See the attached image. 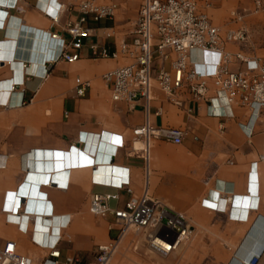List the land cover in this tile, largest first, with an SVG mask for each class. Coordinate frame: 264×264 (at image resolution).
I'll use <instances>...</instances> for the list:
<instances>
[{
	"label": "crops",
	"instance_id": "crops-1",
	"mask_svg": "<svg viewBox=\"0 0 264 264\" xmlns=\"http://www.w3.org/2000/svg\"><path fill=\"white\" fill-rule=\"evenodd\" d=\"M81 1L0 0V246L14 240L35 264L66 229L83 224L92 194L119 193L121 205L129 197L127 188L140 194L145 185L142 156L117 147L145 121L142 101H113L102 79L125 59H94L85 47L82 59L69 64L59 59L62 41L51 38L54 33L68 38L63 23L69 14L59 24L52 16ZM141 1L117 0L114 18L90 21L94 40L114 49L127 38ZM198 1L211 3L206 12L222 32L247 29L248 43H230L227 50L252 61L264 58V12L256 11L252 0ZM241 13L242 20L234 18ZM192 59L207 70L217 56L196 51ZM238 68L229 64L232 71ZM78 77L90 81L83 97L74 89ZM181 100L161 97L152 103L155 125L182 127L186 136L178 157L167 153L166 141H153L149 190L193 224L212 225L213 233L199 239L220 243L203 262L264 264V114L256 118L223 100L192 103L188 93ZM69 148L77 150L67 171L52 183L40 177L42 158L32 155ZM38 214L51 217L60 230H51L52 223Z\"/></svg>",
	"mask_w": 264,
	"mask_h": 264
},
{
	"label": "built area",
	"instance_id": "built-area-1",
	"mask_svg": "<svg viewBox=\"0 0 264 264\" xmlns=\"http://www.w3.org/2000/svg\"><path fill=\"white\" fill-rule=\"evenodd\" d=\"M252 1L256 11L264 12V0ZM210 5L209 1L201 4L198 0H142L127 38L114 49L94 40L96 30L89 22L114 18L117 0H82L76 5L62 6L52 16L54 23L59 24L63 15L69 14L63 23L68 38L59 33L52 34V38L61 40L64 45L59 59L74 64L82 59L85 47L94 59H125L124 65L104 72L102 79L113 101H142L146 112L145 121L133 129V138L127 144L123 141L117 145L118 148L130 147L142 156L144 188L140 194L127 188L129 197L121 205L118 204L119 193L92 194L89 213L110 221L111 237L97 245L94 255L85 264H110L120 242L132 227L150 230L149 237L154 235L168 244V254L192 233L186 217L153 198L149 190L152 142L161 139L180 145L186 136L182 127L158 126L151 121L152 103L157 100L156 85L170 101L178 104L182 102L181 96L188 93L192 103L223 100L229 105L247 108L256 118L264 114V58L252 61L242 52L227 50L230 43L247 44L249 33L244 27L222 32L206 12ZM244 15L241 13L234 18L242 20ZM111 36L112 33L106 35L107 38ZM196 51L203 55L215 54L217 60L210 69L201 70L203 63L192 59ZM232 62L239 64L237 71L229 69ZM89 88L90 81L76 78L77 96H85ZM246 127L249 129L248 125ZM137 142H142L143 147L137 148ZM122 187L120 184L119 188ZM60 241L61 237L49 247L48 254L39 264H83L79 254L62 260ZM256 261L252 260L251 264ZM0 264H34V261L18 250L17 242L7 240L0 246Z\"/></svg>",
	"mask_w": 264,
	"mask_h": 264
},
{
	"label": "rangeland",
	"instance_id": "rangeland-1",
	"mask_svg": "<svg viewBox=\"0 0 264 264\" xmlns=\"http://www.w3.org/2000/svg\"><path fill=\"white\" fill-rule=\"evenodd\" d=\"M103 85L107 88L104 81ZM154 94L157 98L167 97L166 93L157 85L154 88ZM167 143V153L174 157L180 156L182 144L176 145L171 142ZM153 161L154 157L152 155V163ZM150 194L153 198H157L154 196L153 190L150 191ZM159 201L162 200L160 199ZM186 219L191 226L192 233L190 237L182 241L178 248L167 256L157 254L150 248V230H140L132 227L120 242L117 252L110 264H212V262H203L204 256L208 253V250L215 247V244L218 247L220 242L199 239L200 236L204 234L213 233L214 230L212 225H197L193 224L187 217ZM109 223L110 221L108 219L95 217L90 214L88 206L83 224L79 226H70L64 231L61 237L60 248L62 250V260H64L66 256L79 254L83 264L87 263L94 255L97 245L109 241L111 237ZM19 251L23 253L24 250L22 246L19 247ZM48 252L49 250L47 254ZM47 254H43L40 261ZM40 261L38 260L37 264H39Z\"/></svg>",
	"mask_w": 264,
	"mask_h": 264
},
{
	"label": "bare ground",
	"instance_id": "bare-ground-1",
	"mask_svg": "<svg viewBox=\"0 0 264 264\" xmlns=\"http://www.w3.org/2000/svg\"><path fill=\"white\" fill-rule=\"evenodd\" d=\"M51 38H52V35H51ZM54 39V38H52ZM45 41V40H44ZM49 44V42H48ZM47 46V45H46ZM55 53V52H54ZM53 55V54H52ZM47 58V57H46ZM137 145V148H142L143 147V143L142 142H137L136 143ZM99 148V146H98ZM102 149V148H101ZM76 148H73V149H68V150H57L56 152L53 151V150H43V152H37V154H33V158H37V157H41L42 158V161L38 160V163H40L39 165V169H42L43 170V173H39L40 177H43L44 179H48L50 178V183L51 180L53 178H55V176L59 175V174H62L64 172H66L67 170H65L67 167H70L71 166V160L73 159V157L75 156V152H76ZM106 150V149H105ZM97 154V153H96ZM37 155V156H36ZM80 156V155H79ZM69 161V162H68ZM43 165V166H41ZM47 172H51V173H47ZM30 179H32V176H30ZM29 185H32L29 183ZM33 187H36L38 188L37 185H34ZM16 195H17V192H16ZM30 197V196H29ZM17 199V196L15 197ZM32 198V197H30ZM250 199V198H249ZM219 201V200H218ZM223 201V200H221ZM233 201V197L231 198V202ZM237 204H240L242 205L243 202L238 199L235 200ZM161 202V201H160ZM245 202V201H244ZM30 203H32V199H30L29 203H27V208L28 210H31V207H30ZM163 203V202H162ZM222 203V202H221ZM164 204V203H163ZM219 204V202H218ZM245 204H247L245 202ZM165 205V204H164ZM222 205V204H221ZM220 206V205H219ZM13 207V210L15 209L14 205L12 206ZM39 211H41L40 209H37ZM38 217H40L42 219L43 222H47V221H50L52 223V228L55 232H58L60 230V227L58 225H55L53 223V221L51 220L52 218L51 217H45L44 215H41V214H38L36 215ZM47 224V223H46ZM48 225V224H47ZM49 226V225H48ZM41 234V233H40ZM50 236V235H49ZM60 239V238H59ZM58 239V240H59ZM150 239V248L153 250V252H156L157 254H162V255H168V253L166 252V248H167V243L164 242L163 240H160L159 238H156L154 235H150L149 237ZM57 240V242H58ZM56 242V243H57ZM55 243V244H56ZM55 244L53 245H50L51 246H54ZM173 248V247H172ZM30 257V256H29ZM32 258V257H30ZM33 259V258H32ZM34 261V259H33ZM34 264H35V261H34Z\"/></svg>",
	"mask_w": 264,
	"mask_h": 264
}]
</instances>
